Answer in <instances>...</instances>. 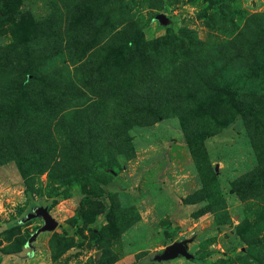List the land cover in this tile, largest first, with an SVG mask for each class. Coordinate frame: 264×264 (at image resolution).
I'll use <instances>...</instances> for the list:
<instances>
[{
  "label": "rangeland",
  "instance_id": "obj_1",
  "mask_svg": "<svg viewBox=\"0 0 264 264\" xmlns=\"http://www.w3.org/2000/svg\"><path fill=\"white\" fill-rule=\"evenodd\" d=\"M254 14L264 0H0V264H264ZM185 239L191 258L155 259Z\"/></svg>",
  "mask_w": 264,
  "mask_h": 264
},
{
  "label": "water",
  "instance_id": "obj_2",
  "mask_svg": "<svg viewBox=\"0 0 264 264\" xmlns=\"http://www.w3.org/2000/svg\"><path fill=\"white\" fill-rule=\"evenodd\" d=\"M37 214L44 218L45 225L44 228L55 227L57 222L50 216L45 208H39L37 210ZM180 255L191 258L192 255L188 252V240H182L174 242L173 244L167 246L162 254H157L155 259L158 261L168 260L172 258H176Z\"/></svg>",
  "mask_w": 264,
  "mask_h": 264
},
{
  "label": "trees",
  "instance_id": "obj_3",
  "mask_svg": "<svg viewBox=\"0 0 264 264\" xmlns=\"http://www.w3.org/2000/svg\"><path fill=\"white\" fill-rule=\"evenodd\" d=\"M252 20L255 22L257 20V18H262V30H264V14H254L252 16ZM255 25L257 24L256 22L254 23ZM251 39V40H250ZM250 39H248V41H250L251 45L253 46L254 43H256L257 41H260V42H263L264 43V32L259 33V34H256L254 37H250ZM249 43V42H248ZM249 91H251V88L249 89ZM207 137V135L205 134H202V135H199L198 137L194 138L192 140V143H195V142H198V141H201L203 142L205 140V138Z\"/></svg>",
  "mask_w": 264,
  "mask_h": 264
}]
</instances>
